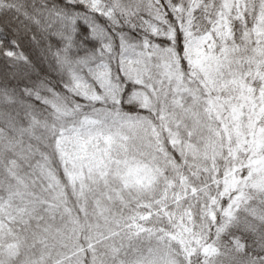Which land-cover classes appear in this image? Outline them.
<instances>
[{
	"label": "snow or ice",
	"instance_id": "6c2138e0",
	"mask_svg": "<svg viewBox=\"0 0 264 264\" xmlns=\"http://www.w3.org/2000/svg\"><path fill=\"white\" fill-rule=\"evenodd\" d=\"M0 264H264V0H0Z\"/></svg>",
	"mask_w": 264,
	"mask_h": 264
}]
</instances>
